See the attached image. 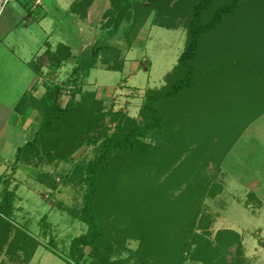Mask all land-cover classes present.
<instances>
[{"label": "rangeland", "instance_id": "374dc122", "mask_svg": "<svg viewBox=\"0 0 264 264\" xmlns=\"http://www.w3.org/2000/svg\"><path fill=\"white\" fill-rule=\"evenodd\" d=\"M57 1L44 32L36 24L24 31L29 48L50 33L52 47L37 58L44 91L30 99L31 147L0 169V203L10 196L12 210L0 224V264H71L73 251L76 264H264V0H238L233 10H223L232 0L199 9L202 0H131L118 25V0L71 7L70 20L67 0ZM195 17L214 25L189 61L191 86L169 95L184 76L177 59ZM101 44L90 78L77 81L84 93L73 96L76 63L56 71L54 52L66 47L74 62ZM106 55L122 60L124 72L106 70ZM60 86L57 103L73 96L74 108L94 113L91 121L89 113L75 123L62 115L44 127L51 113L41 102L52 105L48 90ZM155 92L157 125L133 153L113 154L98 182L91 212L99 237L74 246L91 235L72 215L86 204L87 164L105 136L142 125L140 107ZM159 214L161 225L146 221Z\"/></svg>", "mask_w": 264, "mask_h": 264}, {"label": "trees", "instance_id": "16d2710c", "mask_svg": "<svg viewBox=\"0 0 264 264\" xmlns=\"http://www.w3.org/2000/svg\"><path fill=\"white\" fill-rule=\"evenodd\" d=\"M91 1L92 0H80L77 3H75L74 6L80 5L82 7H86V6H89ZM130 2L131 0H118V4L120 6H118L119 8L117 11L115 24L118 25L120 23L122 19V14L126 11ZM208 2L209 0H202L197 8L199 9V8L206 6ZM237 3H238V0H232V3L230 5H227L226 8H223V10L225 9L233 10L237 7ZM195 14L197 15V12ZM196 18L198 17H195L189 26L185 48L177 59L178 61L177 65L185 70L184 76L182 79L178 80L176 83L172 85L171 89L167 92L169 93V95H172L178 92L181 88H184V86L185 87L191 86L194 74H193L192 69L189 66V61L194 57V53L197 48L198 39L200 35L208 31L209 28H211L214 25L213 23H207V24L203 23L202 24ZM103 46H105V44H101L98 46H92L88 56H86L85 59L84 57H82V54L77 56L76 58L77 61L75 64L76 66L74 67L75 79L73 80L74 82L73 84L74 90L72 91L73 96L75 93L79 91L82 92L81 88H79V86L77 85V81L79 78L82 79V81L84 80V78H88L91 69L95 67L94 66L95 60L99 57L98 55L99 49L100 47H103ZM105 49L107 50L108 48L106 47ZM63 50L66 51L65 54L60 52V49H58V53L56 52L57 50L54 52L52 59L54 60L55 64L54 66L52 65V68L59 67L60 63L70 56V52L68 48L64 47ZM111 58H113L112 61H111ZM111 58L107 57V55L105 57H102V61L104 63L106 64L112 63L107 66L106 70L120 71L122 69L123 61L122 60L120 62L116 61V58L114 56H111ZM30 65L34 67L35 72L37 73L40 72L41 65L38 62L35 64V66L33 63H31ZM118 65L119 67H117ZM61 87L62 86L54 87L52 90L51 88H49L48 93H51V91H53L55 93L53 98H55L56 94H58L61 91ZM89 93H90L89 94L90 97L92 95H95L94 92L92 91H89ZM157 95H159L158 92L146 95L145 102L142 105V107H140V110H139V112L142 113V116H143L142 125H139L137 124V122L132 120L133 121L132 125L128 127L127 132L124 133L123 135L112 134L111 136H105V138L102 140L100 144V149H99L97 157L93 161L87 164L86 175H85V180H84L87 186V190H88L86 204L84 205V207L82 208L79 214L78 212H73L72 215H74L75 217L78 216L80 219H82L88 224L91 235L81 236L78 240L75 241L74 246L75 244L77 245L78 243H81L82 245L93 246L95 244V240L99 237L100 226L98 222L94 220L95 215H93L91 212L92 211L91 208L93 207L92 203L94 200L93 197H94V193L96 192L98 182L100 179H102L106 171V164L109 161V159L113 156V154L129 155L133 153L139 147V144L141 142L139 140L140 136L146 134L148 130H150L151 128L157 125L158 121L160 120V115L157 113L156 109L153 106L154 98L157 97ZM73 96L67 101L64 107L60 106L57 103L56 98L52 101L53 102L52 105H46V103L44 104L43 102H41L42 106L46 109V111H49V113H51V116L49 117V119L44 123V127L45 125L48 126L51 123V121L56 120L59 116H62V115H63V119L66 120L65 117H69V119L73 123H75L79 117L86 118V116H88V113H89V116H88L89 118H87V120H90V121L92 120L90 119V115H94V113H91L92 111L90 110L82 111L80 109L74 108ZM33 100L35 101L36 99H33ZM99 101L102 103V100H99ZM92 102H95L94 99ZM69 119L66 121H69L70 123ZM32 141L33 139L30 141H27L22 146L17 148L16 154H15L16 159L20 157L23 151H27L31 147ZM11 212L12 210H11L10 196H4V199L0 203V224L2 225L5 224L3 222L4 218L8 216L10 217ZM163 219L164 218L162 214H159V217L156 218V220H146V221H148V223L159 222L158 225H161V223L163 222L162 221ZM146 221L143 220L144 224L142 225H146L147 224ZM158 225L156 224L155 228H159ZM155 228L154 230H156ZM143 232H144L143 234H147V232L152 234V232L150 230L145 229V227H143ZM70 260L72 261L70 262L71 264L72 263L76 264L79 261V256H76V254L73 251L70 256Z\"/></svg>", "mask_w": 264, "mask_h": 264}, {"label": "crops", "instance_id": "0c3cea01", "mask_svg": "<svg viewBox=\"0 0 264 264\" xmlns=\"http://www.w3.org/2000/svg\"><path fill=\"white\" fill-rule=\"evenodd\" d=\"M77 2V0H67L64 6L65 15L69 20L76 18V14L72 13L74 11L69 12V10ZM94 3L95 0H92L89 6ZM58 4L57 0H43L42 6L31 10L29 0H16V8L10 10L6 8L0 17L2 23L10 16L13 19L11 25L4 30H1L2 23H0V169L14 161L17 148L29 140V130L31 124L34 123L35 115L30 99L37 98L44 91V86L40 83L42 78L40 73L35 72L30 64L33 63L35 66L37 58L44 51L43 49L47 48L46 44L52 47V34L50 33L43 41L39 42L34 39L32 48H29L24 31L30 29L32 24H36L37 29L43 31L42 22L50 16L53 17L51 7L56 6L60 9L61 6ZM58 42L64 41L58 40ZM70 60L71 58L68 57L54 69L57 71L77 61L76 58L74 62ZM42 69L44 68L41 67L40 70ZM124 69L125 66L119 72H124ZM83 87L97 95V89H93L94 85L86 82ZM98 87L100 88L99 85ZM31 95L35 98H31Z\"/></svg>", "mask_w": 264, "mask_h": 264}, {"label": "built area", "instance_id": "2783aa9c", "mask_svg": "<svg viewBox=\"0 0 264 264\" xmlns=\"http://www.w3.org/2000/svg\"><path fill=\"white\" fill-rule=\"evenodd\" d=\"M13 0H0V17L2 16L4 10L7 8L8 4ZM43 5V0H29V9L34 10L39 6Z\"/></svg>", "mask_w": 264, "mask_h": 264}]
</instances>
